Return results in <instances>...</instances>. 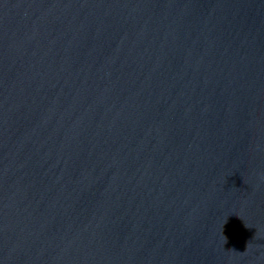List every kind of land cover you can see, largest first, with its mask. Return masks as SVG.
<instances>
[{"label":"water","instance_id":"1","mask_svg":"<svg viewBox=\"0 0 264 264\" xmlns=\"http://www.w3.org/2000/svg\"><path fill=\"white\" fill-rule=\"evenodd\" d=\"M0 264H264V0H0Z\"/></svg>","mask_w":264,"mask_h":264}]
</instances>
